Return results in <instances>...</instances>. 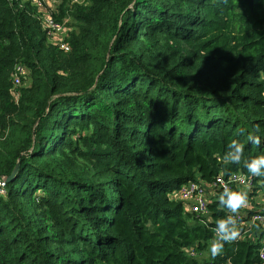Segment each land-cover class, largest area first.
I'll return each mask as SVG.
<instances>
[{"label":"trees","instance_id":"trees-1","mask_svg":"<svg viewBox=\"0 0 264 264\" xmlns=\"http://www.w3.org/2000/svg\"><path fill=\"white\" fill-rule=\"evenodd\" d=\"M56 12L69 50L31 0H0V178L19 163L0 194V264H264L245 222L210 254L222 191L207 216L169 195L264 154V0H61ZM232 140L243 159L223 165Z\"/></svg>","mask_w":264,"mask_h":264},{"label":"built area","instance_id":"built-area-1","mask_svg":"<svg viewBox=\"0 0 264 264\" xmlns=\"http://www.w3.org/2000/svg\"><path fill=\"white\" fill-rule=\"evenodd\" d=\"M35 3L42 14L43 27L47 30L49 37L58 43L62 48L69 50L70 44L65 40L68 27L65 21H59L55 18L57 7H51V0H31ZM61 2V0H60ZM72 2L82 3L84 0H72ZM29 69L23 62H17L13 69V82L15 94L20 96L18 86L23 83V79L28 75ZM17 89V90H16ZM7 178H0V194L6 192ZM227 185L233 190H248L249 203L248 206L240 211V222L246 223V231L255 230L254 234L260 238V252L264 250V184L256 181L254 176L244 171H234L228 175L219 173L213 181L192 180L183 183L180 187L173 189L169 195L173 199L182 200L186 209L209 215V202L211 195L223 191ZM250 189V190H249ZM226 264H231L228 261Z\"/></svg>","mask_w":264,"mask_h":264},{"label":"clouds","instance_id":"clouds-1","mask_svg":"<svg viewBox=\"0 0 264 264\" xmlns=\"http://www.w3.org/2000/svg\"><path fill=\"white\" fill-rule=\"evenodd\" d=\"M247 140L254 146H259L261 138L259 135L249 134ZM245 152V144L239 140H232L228 144V150L225 152L220 163L223 165L240 164ZM244 167L254 177H264V154L253 156L244 161ZM264 184V179L260 181ZM250 190V189H249ZM219 203L227 209L228 214L216 221L212 229L215 236L209 242L210 254L213 258L221 255L225 244H232L237 241L241 234L240 211L248 206L249 191L233 190L225 185L219 196ZM260 257L264 260V250H261Z\"/></svg>","mask_w":264,"mask_h":264},{"label":"water","instance_id":"water-1","mask_svg":"<svg viewBox=\"0 0 264 264\" xmlns=\"http://www.w3.org/2000/svg\"><path fill=\"white\" fill-rule=\"evenodd\" d=\"M18 166H19V163L16 164V166L14 167L12 173L10 175L7 176V180L10 181L11 179L14 178L17 170H18Z\"/></svg>","mask_w":264,"mask_h":264},{"label":"crops","instance_id":"crops-1","mask_svg":"<svg viewBox=\"0 0 264 264\" xmlns=\"http://www.w3.org/2000/svg\"><path fill=\"white\" fill-rule=\"evenodd\" d=\"M50 4L51 7L53 6L54 8H56L60 4V0H51Z\"/></svg>","mask_w":264,"mask_h":264},{"label":"rangeland","instance_id":"rangeland-1","mask_svg":"<svg viewBox=\"0 0 264 264\" xmlns=\"http://www.w3.org/2000/svg\"><path fill=\"white\" fill-rule=\"evenodd\" d=\"M209 251H210V250H209ZM209 251L205 252V254L208 255V254H209Z\"/></svg>","mask_w":264,"mask_h":264}]
</instances>
